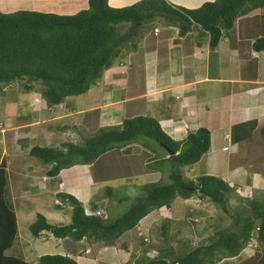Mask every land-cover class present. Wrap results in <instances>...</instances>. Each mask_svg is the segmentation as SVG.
I'll return each mask as SVG.
<instances>
[{
    "label": "crops",
    "instance_id": "1",
    "mask_svg": "<svg viewBox=\"0 0 264 264\" xmlns=\"http://www.w3.org/2000/svg\"><path fill=\"white\" fill-rule=\"evenodd\" d=\"M27 1L37 5L40 11L49 10L40 0ZM136 1L139 0H108V3L110 7L123 8ZM213 1L172 2L174 6L195 9L205 2ZM64 3L62 13H51L73 15L87 9L88 0H65ZM70 8L75 13L70 14ZM161 20L148 32L143 34L140 31L142 35L138 37L139 43L120 55L126 62L114 63L103 74L97 87L85 94L84 106L80 110L69 107L65 113L50 117L55 107L46 109L41 98L42 104L38 102L34 90L28 93V120L7 127L0 123V170L3 167L6 186L4 199L16 225L14 241L8 251L18 250L14 246L20 243L26 247L20 248L22 252L29 251L27 247L30 240L43 239L42 233L53 238L48 232H42L38 238L30 235L28 228L37 215L43 216L47 223L53 218L63 219V225L69 223L70 215L67 221L64 210L67 204L57 197L59 193L73 195L84 205L88 199L87 203L92 209L100 210L103 202L98 201L97 194L110 182V176L133 179L137 176L130 173L131 169H138L141 164L144 184L159 182L164 177L159 169L154 170L156 163L151 162L155 155L145 156L146 142L140 140L101 155L111 158L107 163L109 171L97 163L99 157L92 164L65 168L56 176L49 177L47 172L51 166L42 164L28 154L34 146L26 150V140L30 135L41 138L46 134L45 140L50 135L53 138L51 142L35 147L61 149L67 143L77 144L75 139L69 141V135L73 133H95L102 128L116 127L123 119L139 116L155 118L161 129L174 141H182L186 134L205 128L210 136L209 150L197 163L180 169L184 180L216 177L237 188L235 192L241 190V193L246 194L244 197L251 199L255 194L261 196L260 200L264 199V164L256 166V170L245 169L244 161L239 160L237 154L240 148H248L249 151L257 148L260 156L264 157V54L256 53L251 47L256 39L264 37V9H256L238 17L231 31L222 32L224 40L221 35L222 41L214 49L210 48L209 34L199 26H193L190 32L180 36L178 27ZM174 43L180 44L182 49H178ZM120 75L125 76L124 81ZM44 110L49 117L41 114ZM64 120L68 123L62 124ZM55 132H59L57 136ZM11 153L15 159L10 157ZM168 156L166 152L161 160L166 161ZM148 163L152 165L150 170ZM125 170L128 173L126 175ZM68 182L75 185L70 187ZM122 187L124 189L131 185L120 184L118 189ZM108 189L113 193L109 187H105L104 191ZM94 196L96 200H93ZM56 200L61 205L56 204ZM175 200L188 201L180 198ZM182 208L177 211L173 204L172 210H168L169 216L165 218L174 215L173 219L177 222L180 218L189 217ZM20 221L27 226V231L23 233ZM100 250L105 254L111 251L107 264L114 260L116 253L122 254L118 247ZM67 254L76 261L85 257L75 252ZM40 256L33 253L32 258L22 260L35 264ZM87 256L89 264H97L98 259L92 254Z\"/></svg>",
    "mask_w": 264,
    "mask_h": 264
},
{
    "label": "trees",
    "instance_id": "2",
    "mask_svg": "<svg viewBox=\"0 0 264 264\" xmlns=\"http://www.w3.org/2000/svg\"><path fill=\"white\" fill-rule=\"evenodd\" d=\"M256 9H264V0H214L195 9H184L164 0H143L123 8L110 7L108 0H88L87 9L73 15L29 11L0 13V97L11 87L30 92L38 85L40 98L46 106H59L64 99L84 95L97 86L113 61L128 50V44L138 39L144 25L153 19H162L178 27L180 36L197 25L209 34V45L214 49L221 40L222 32L230 31L238 17ZM124 25L127 26L123 28ZM251 47L256 53L264 54V37L256 39ZM140 138L151 139L165 152L171 153L166 159L170 165L169 183L144 184L138 188L140 195L115 199L119 203L128 202L130 206L112 220L86 214L82 204L73 196L59 193L57 197L70 206L69 223L51 226L43 216L37 215L28 228L30 235L38 238L42 232H48L57 240L69 239L74 243L84 240L90 248L98 244L102 249L118 247L121 252L128 253L127 243L121 241L118 245L117 242L147 216L163 208L172 210L176 198L188 200L197 193V198L214 205L228 216L229 192L238 197L234 188H229L216 177L184 180L180 170L197 163L208 152L210 136L205 128L186 134L182 141H174L155 118L139 116L123 119L116 127L99 129L80 145L67 143L61 149L33 147L28 154L42 164L50 165L47 175L54 177L62 169L92 164L112 149L124 147ZM2 169L0 239L8 235L9 241L0 247V264H34L4 255L13 244L16 225L4 199L6 186ZM106 192L111 193L110 189ZM246 199L249 200L250 214L244 217L236 213L232 230L217 231L205 243L188 248L193 236L199 234L188 229L182 251L174 252L170 242L159 249L156 258L140 257L135 264H217L237 258L253 239L260 250L236 264H264V199ZM106 200L109 203L110 199ZM185 218L187 224L189 218ZM168 220L174 221L173 218ZM188 224L194 226L190 222ZM208 227H203V232ZM159 229L160 235H165L168 228L160 225ZM139 245L141 249L145 243L141 240ZM134 257L129 252V260L125 264ZM35 264L77 263L66 255H42Z\"/></svg>",
    "mask_w": 264,
    "mask_h": 264
},
{
    "label": "rangeland",
    "instance_id": "3",
    "mask_svg": "<svg viewBox=\"0 0 264 264\" xmlns=\"http://www.w3.org/2000/svg\"><path fill=\"white\" fill-rule=\"evenodd\" d=\"M40 1L43 2L45 4V7H47L49 10L45 9L43 11H40L37 5L27 0H0V10L5 9V10H1L0 13L1 14H12L18 11L51 13L53 11L61 12L62 8L65 7V3H64L65 0H40ZM140 1H143V0L133 2L131 5L138 3ZM164 1L167 4L169 3L171 5L174 4V2H172L173 0H164ZM189 1H192V0H189ZM68 12L72 14V13H75V10H73V8H70ZM158 20L153 19L149 21L147 24H145L144 28L141 30V33L144 34V32H148V30L152 29V26L158 25L157 24V22H159ZM161 22L164 23V20H161ZM126 26L127 25H124L123 28H125ZM230 35H232V33ZM223 36L224 34L222 35V39H223ZM173 40L177 42V40L175 39ZM139 41H140L139 39H134L132 42L128 44V49H130L132 45H137ZM174 44L178 49H182V46L180 44H176V43ZM222 44H224V42H222ZM249 53L251 54L252 52L250 51ZM120 62H126V59L121 58L119 56L117 59L113 61V64L111 67H113L114 63L119 64ZM120 79L124 81L125 76L120 75ZM35 88H37L35 89V92H34L35 96L37 97L38 102L42 104L40 101V96H39L40 93L38 91L39 86L37 85ZM91 89H95V88L93 87ZM107 89H109L108 85H107ZM30 92H33V91H30ZM30 92H26V91H22L18 89L13 90V88L11 87L9 90H7L6 94L5 93L3 94L5 96L2 95L0 97V123L1 125L3 124L4 127H7V126L14 125L15 123H18L20 121H23L26 119L28 120L30 118V114L27 109L29 107L28 99H30V97L28 96V93L30 94ZM84 102H85V94L77 96V97L66 98L62 102V105H60L59 107L56 106L53 109L50 107V109H52V113L50 117L55 116L56 114L65 113L66 109L69 110V107L74 108L76 110H80V108L84 106ZM44 106H46V104ZM47 107L48 106H46V109ZM41 114H43L45 117H49L46 110L42 111ZM39 118H41V116H39ZM61 123L67 124L68 122L64 120V121H61ZM58 133L59 132H55V135L57 136ZM7 134H11V133H7ZM93 134L94 132L92 133H83V132L73 133L72 135H69V138H71V140L69 141H72V139H75L77 143L80 145L85 141V139H88L89 137L93 136ZM45 137H46V134H43L41 138H38L36 136L32 137L30 135L28 140H26V150H29L33 146L34 147L40 146L41 144L45 145V143L47 142L49 143L53 140L51 135L48 138V140H45L44 139ZM139 140L140 142H146L145 156L150 157L151 154L155 155L154 160L151 162V163H156V167H154V170L159 169L158 171L161 174L162 172L164 173V177H162L159 183L161 184L169 183L168 175L170 173V165L167 161L161 160L163 156L166 154L164 148L159 146L155 141L151 139L140 138ZM56 143L57 142L55 140V146L57 145ZM113 150H115V148ZM116 150H118V148H116ZM13 153L10 154V157L12 156V159H15L13 157L14 155ZM237 154H238L239 160H242V162L244 161L245 169L256 170L255 169L256 166L259 167L264 164V157L260 156L259 152L257 151V148H251V151H249L248 148H245L242 150L240 148L237 151ZM110 160L111 158H107L105 155V156L100 157L97 160V163L101 166V168H103L106 171H109L107 167V163ZM233 160H234V157L232 161ZM151 163H148V167H149L148 170H150L152 166ZM125 166L127 165L125 164ZM141 166L142 165L140 164V167L138 169H135V167L131 169L130 173L135 174L137 176V177H134L133 179H126V177L122 179V178H118L115 176H110L109 178L110 182H108L104 186V188L105 187L111 188L113 190V193H110V192L107 193L106 191H104V188L100 190L99 192L97 191L98 192L97 198L99 199L103 198L100 200L98 199V201L103 202V204H101L102 206L100 210L96 211L92 209L90 204L87 203L89 201L87 199V201L85 202L86 203L85 205L81 203L82 206L84 207V210H85L84 212L89 215L102 216L104 219L108 217L109 220L116 219L122 213H124L130 206V204L125 201L119 203L115 199L125 197L128 195H140L139 194L140 192H138L139 191L138 187L142 185V183L144 184L143 176L141 177V175L144 172V169H142ZM124 173L125 175L128 174L126 170ZM11 183L12 182H10V184ZM125 183L128 185H131V187H126L124 189L122 187L118 189L120 184H125ZM73 185H75L73 182H68V186L72 187ZM228 186L229 188H234L232 185L228 184ZM234 189H237V188H234ZM80 192L82 194H85V192H82V191ZM231 192L232 191H230L228 194V200H229L228 216L223 214L222 211L218 209L217 207H215L214 205L197 198V193H195V195L191 198V200L188 199V201L186 202H182L179 200L173 201L175 210L181 211L180 208L182 206L183 207L182 211L186 212L189 215L188 217L189 220L187 224H186L187 218L185 219L180 218L179 220H177V222H175L176 220H174L173 222H170L168 219H171V217L165 218L169 216V212H170L166 209H161L157 213L147 216L145 219H143L138 224V226L135 229L130 231L127 235L122 237L120 241L117 242L118 245L119 243L121 244V241L124 243L126 242L129 248V252H132L135 255L134 259H132L128 264H135V260L139 259L140 257H144L147 259L156 258L159 254V249L161 247L163 248V246L165 247V245H168V243L170 242H171V247L174 249V252L178 253L179 251H182L181 250L183 248L182 243H183V240L185 241L187 238L188 229H193L195 233H199L193 236L194 238L191 239L190 244H188L189 245L188 248L189 247L191 248L195 245H199L201 243H205L208 240V238H212L215 235V232L217 231L232 230L234 228L232 224L234 220L233 217L236 215V213H241L244 217H247L250 214L249 213L250 208L247 205L249 200L246 199L247 197H244L246 196L245 193L243 192L241 193V190H237L236 192L239 195H237L235 192V194L238 196L236 197L234 193H231ZM253 197L252 199L254 200H260L259 198L261 196H257L254 194ZM106 199H110L109 203L105 201ZM93 200H96L95 196ZM56 204L61 205L58 202V200H56ZM64 210L66 212L65 219L69 221V215H68L70 214L69 204L66 205V209ZM173 217L174 215H172V218ZM161 218L162 219L164 218V220H161ZM62 221L63 219L61 218H57V219L53 218V221H50L48 224L52 226L65 224ZM189 222L194 224L195 227L192 225H189L188 224ZM20 223H21L20 229L22 233L27 231L26 230L27 226L25 225V223L21 221ZM160 225L167 226L168 229L166 230L165 235H162L163 233L160 235V229H159ZM207 226H209L207 229L208 232L207 231L203 232L202 230L203 227L205 228ZM177 231H179L180 233L177 234ZM42 236L44 237L43 239L41 237L38 239L30 240L31 243L27 247L29 251L25 253L22 252L20 248L23 246V244L20 243L19 245L14 246L16 249L19 248L18 250L13 249L14 251L12 250V251L5 252L6 254L4 255L8 258H11L12 256H14L17 258L29 259V258H32L31 256L33 255V253L35 255L37 254L38 256L39 255H63V253H65L67 257L72 258V255H68L67 252L68 253L75 252L76 254H81V256H85L78 261L75 260L77 264H89L87 261L88 260L87 258L89 257L87 255L91 256V254L93 255V257L98 259L97 264H107V258L110 257L109 252L111 251H106V254H105L104 251L100 250L99 248L100 245L98 244H94L92 246L93 248H90L91 246L89 247L88 244L84 240L79 243H74V242H71L69 239H66V240L53 239L50 237L49 234H45V233H42ZM141 240L145 243V245L143 246V248L140 249L139 243L141 242ZM8 241H9L8 235L1 238L0 247H2ZM23 248H26V247L23 246ZM257 249L260 250L258 244L253 239L244 247V249L241 252H239V255L237 258L226 259L225 261L219 262L217 264H234V263L236 264V262L245 260L253 256L254 252H256ZM129 252L128 253L121 252L122 254L116 253L113 258L114 260H111L110 263L108 264H125V262L129 260ZM101 257H104L103 260H100Z\"/></svg>",
    "mask_w": 264,
    "mask_h": 264
},
{
    "label": "water",
    "instance_id": "4",
    "mask_svg": "<svg viewBox=\"0 0 264 264\" xmlns=\"http://www.w3.org/2000/svg\"><path fill=\"white\" fill-rule=\"evenodd\" d=\"M169 153V152H168ZM171 155V153H169Z\"/></svg>",
    "mask_w": 264,
    "mask_h": 264
},
{
    "label": "clouds",
    "instance_id": "5",
    "mask_svg": "<svg viewBox=\"0 0 264 264\" xmlns=\"http://www.w3.org/2000/svg\"><path fill=\"white\" fill-rule=\"evenodd\" d=\"M97 211V210H96Z\"/></svg>",
    "mask_w": 264,
    "mask_h": 264
}]
</instances>
